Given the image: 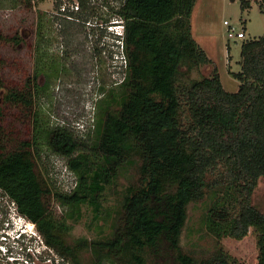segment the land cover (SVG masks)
<instances>
[{"label": "trees", "instance_id": "16d2710c", "mask_svg": "<svg viewBox=\"0 0 264 264\" xmlns=\"http://www.w3.org/2000/svg\"><path fill=\"white\" fill-rule=\"evenodd\" d=\"M93 1L79 0L78 10L67 8L72 18L54 17L64 34L85 26ZM241 2L243 9L251 6L250 0ZM195 3L125 0L124 34L115 41L122 38L126 73L94 107V138L90 126L85 133L66 125L44 126L34 100L38 73L23 87L9 85L0 56V192L34 224L62 264H235L218 244L213 255L201 258L183 248L190 204L210 196L202 220L207 232L219 242L226 236L242 239L254 228L257 264H264V210L254 203L264 180V35L242 44L241 71L230 72L240 81L237 91L224 88L217 67L186 83L185 75L212 63L192 34ZM61 5L56 0L57 11ZM100 27L94 23V34L107 31ZM103 37L97 35V41ZM5 39L0 30V42ZM11 39L24 41L19 33ZM103 49L97 46L94 53ZM15 108L14 121L34 120L31 137L3 125ZM44 144L75 174L70 190L51 186L41 173ZM128 166L134 173L127 176L110 232L69 239L71 221L82 218V206L92 207L99 218L107 186ZM52 199L66 214L56 215Z\"/></svg>", "mask_w": 264, "mask_h": 264}, {"label": "rangeland", "instance_id": "374dc122", "mask_svg": "<svg viewBox=\"0 0 264 264\" xmlns=\"http://www.w3.org/2000/svg\"><path fill=\"white\" fill-rule=\"evenodd\" d=\"M124 3L125 0H94L89 22L85 26H72L64 34L54 18L59 15L56 0H0V30L8 38L0 42V56L7 63L3 70L4 78L9 85L23 87L28 76L38 73L36 82L40 89L36 91L34 100L44 126L66 125L79 133H85L90 126L89 132L94 138V128L91 127L94 107L124 75L121 64L115 61L120 50L115 32L120 28L115 24L111 27L113 21L122 20L120 14ZM250 3L249 8L243 9L241 0H196L191 14L192 34L212 63L185 75L182 78L184 82L211 75L217 67L224 88L231 92L239 89V79L230 72L241 71L242 44L264 35L261 2L250 0ZM224 20L237 30H244L246 38H229ZM94 23L101 25L100 28L106 27L107 31L97 29L94 34ZM18 33L24 41L16 43L11 38ZM97 35L104 36L101 42L97 41ZM97 46L104 47L101 53H94ZM5 92L3 90L2 96ZM18 112L15 108L3 125L15 126L18 136L31 137L34 120L26 123L14 121ZM38 162L41 173L51 186L64 190L72 188L75 174L66 167V160L45 144ZM133 171L134 168L128 166L114 183L107 186L99 218L95 217L92 207L82 206V218L71 221L69 239L99 238L110 232L114 208L122 200L128 184L127 176ZM212 200L210 196L190 204L189 219L182 234L183 248L201 258L213 255L219 245L236 259L235 264H257L259 248L254 228L242 239L226 236L219 242L207 232L202 220ZM254 203L264 210L263 179L254 194ZM51 206L58 217L66 214V209L53 199ZM108 208H111L112 217H108ZM84 256L88 259L89 252ZM0 261L3 264H62L57 255L47 249L34 224L20 217L1 192ZM147 264L168 263L162 260L160 263L148 261Z\"/></svg>", "mask_w": 264, "mask_h": 264}, {"label": "built area", "instance_id": "2783aa9c", "mask_svg": "<svg viewBox=\"0 0 264 264\" xmlns=\"http://www.w3.org/2000/svg\"><path fill=\"white\" fill-rule=\"evenodd\" d=\"M67 8H69V10H78L79 0H73V2L72 0H62V5L60 7V10L57 13L67 18H72L73 16L67 13ZM224 24L228 26L227 32H228L229 38H235V39H238V38L245 39L246 38V32L244 30H237V28L233 26L228 20H224ZM118 44H120V45H117L120 50H118L117 52L115 61H118L121 64L122 71L124 72V75H125L126 68H127V57L125 53L123 52V47H122L123 42L118 41ZM20 217H23V216L20 215Z\"/></svg>", "mask_w": 264, "mask_h": 264}, {"label": "clouds", "instance_id": "9594fccd", "mask_svg": "<svg viewBox=\"0 0 264 264\" xmlns=\"http://www.w3.org/2000/svg\"><path fill=\"white\" fill-rule=\"evenodd\" d=\"M118 26V28H120L119 30H116V32H115V34H116V36L117 35H119V36H123V34H124V25H123V22H122V20L120 21V20H117V21H113V24H112V26ZM117 38V37H116ZM118 41H122V38L121 39H119V40H117V42Z\"/></svg>", "mask_w": 264, "mask_h": 264}]
</instances>
